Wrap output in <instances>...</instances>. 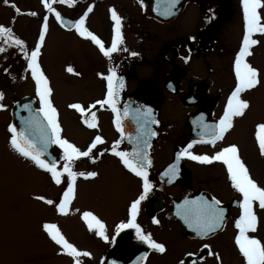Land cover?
<instances>
[{"label": "flooded vegetation", "instance_id": "1", "mask_svg": "<svg viewBox=\"0 0 264 264\" xmlns=\"http://www.w3.org/2000/svg\"><path fill=\"white\" fill-rule=\"evenodd\" d=\"M0 2L5 8H0V25L11 27L15 36L23 39L25 46L31 48L28 49L30 51L39 43L45 17L47 21L54 17L66 33L76 32L69 21L79 19L92 6L86 18V27L99 36L105 46H110L113 36L114 22L110 9L115 8L122 17L124 43L111 60L104 57L91 40L78 33L76 36L77 47L90 48V53L82 55V59L75 63V73H79L75 76L78 80L89 82L80 88L88 89L92 96L87 103L80 100L75 103L85 108L84 117L90 119L89 112H95L98 127L88 128L83 123L84 117L76 110L79 117L76 126L79 129L75 144L85 150L96 135L105 141L93 150L94 160L80 158L75 162L73 170L95 171L98 175L92 178L77 177L75 187L79 200L73 205L75 225L68 223L71 219L67 218L61 224H66V232L62 230L61 233L70 243L81 251L91 253L88 257H81L82 264H246L235 243L238 234L235 220L241 212L237 201L242 196L232 187L226 166L218 161L201 163L185 156L178 162L175 178L164 175L169 165L177 163L176 157L181 149L194 140L207 139L206 136L202 137L203 125L219 123L227 100L236 87L234 59L245 31L241 0H186L183 11L170 21L158 17L161 14L157 7L158 0H75L72 4L53 0V7L64 18L63 24L55 18L54 13L48 12L43 0ZM16 8L20 9L19 13ZM174 8H177V4ZM31 12L36 15L28 14ZM36 20L42 25L39 26ZM48 32L49 28L40 48L39 63L40 57L46 53ZM252 38L258 40V44L250 48L251 55L246 60L258 69L259 83L240 94L247 101L257 91L264 90V34L256 33ZM0 46L10 50L9 53H0V75L11 73V80L0 84V92L6 86V89L18 95L13 106L29 96L40 108L36 87H26L28 80L23 78L30 72L23 52L17 46L4 45L2 41ZM132 52L137 55L132 56ZM111 66L117 67L118 75L125 81L119 106L121 110L128 106L132 113L123 121L125 134L130 132L136 137L141 132L143 118L139 121L134 118L137 108H151L153 118L159 121L147 125L156 132L155 136L150 137V147L147 149L152 161L148 169L152 188L141 202L136 222L145 233H151L155 241L165 245L164 253L140 241L135 229L116 230L118 224L127 222L131 201L142 193V180L111 152L113 143L118 139L122 141L118 148L121 151L130 152L136 147L135 142L121 138L114 124L115 114L109 106L96 104L106 95V80L99 74L107 75ZM2 104L3 108H8V124L11 126L13 106L10 108L8 104ZM245 111L242 116L233 118V126L222 140L215 145L198 142L191 151L197 155H213L225 146L236 144L240 155L236 132ZM9 146L31 169L50 176L29 158L14 151L10 141ZM53 152L60 158L58 167H62V150L53 144ZM244 163L252 176L251 166ZM61 184L67 185L66 174ZM197 197L208 201L218 200V206L225 209L222 227L206 236L198 235L193 228L189 230L184 227L175 214V207L181 201ZM45 198L53 200V205L59 203L53 196ZM71 207L69 204V210ZM254 211L258 217L257 229L248 234L264 242V220L258 204H254ZM84 212H92L105 223L107 240L98 236L95 229H89L83 219ZM154 219L159 223H153ZM145 253L147 256H144ZM60 256L62 262L59 264H75L74 258L62 253L61 249Z\"/></svg>", "mask_w": 264, "mask_h": 264}, {"label": "snow or ice", "instance_id": "2", "mask_svg": "<svg viewBox=\"0 0 264 264\" xmlns=\"http://www.w3.org/2000/svg\"><path fill=\"white\" fill-rule=\"evenodd\" d=\"M4 2L7 4L8 0H4ZM59 2L72 4L75 0H59ZM43 3L48 12L54 13L55 18L61 24L65 22L61 13L53 7V0H43ZM177 3L178 0H158V11L163 15H171ZM241 5L245 31L242 45L234 59L236 87L227 100L219 123L203 125L202 137L206 136L207 139L194 140L186 148L181 149L176 157L177 163L169 165L164 175L175 178L178 174V162L181 157L185 156L193 161L206 164L214 161L222 162L226 166L232 187L242 196V199L237 201L241 212L238 219L235 220V228L238 229L235 243L245 258L246 264H264V242L248 234L249 232L256 231L258 225V217L254 211V204H258L259 208L264 209V187H261L250 175L249 169L239 155L238 145L230 144L216 151L213 155H197L191 151L193 145L198 142L215 145L217 141L222 140L224 134L232 128L233 118L242 116L244 111L249 107V101L242 99L240 94L247 89H252L259 83L258 69L248 63L246 57L251 55L250 48L258 44V40L252 38L253 35L256 33L264 34V16L261 14V10L264 9V0H241ZM91 11L92 6H89L79 19L74 22L69 21V23L72 24L81 37L91 40L103 56L111 60L112 55L120 51V46L124 43L122 17L117 13L115 8L110 9L111 20L114 22L113 36L110 46H105L104 41L86 27V18ZM16 12L19 13L20 9L16 8ZM28 14L36 15L35 12ZM47 27V17H45L43 28L39 34V43L29 54L25 48V41L15 36L11 27L0 25V41L4 45L17 46L23 52L27 60V70L30 71L31 77L35 82L36 93L40 103V108L36 110L37 114L25 120V128L18 131L14 125L10 126V144L21 156L29 158L37 167L49 173L55 184H61L62 177H65L66 174L67 188L63 192L62 199L59 200L58 204H55V207L59 213L67 214L69 204L75 195V181L77 177L92 178L98 175L95 171L84 172L73 170L75 162L80 158L94 160L92 156L93 150L97 148V145L103 144L105 141L100 135H96L87 148L81 150L75 143L62 137V128L58 121V110L53 106L50 99L52 94L50 82L38 61ZM5 51L6 48L0 46V53ZM131 55L136 56L137 53L132 52ZM67 71L73 72L74 69L69 66ZM75 74L79 75V73ZM99 75L106 80V95L103 100L96 101V104L109 106L112 113L115 114L114 124L116 129L121 133V138H127L136 144V147L130 152L121 151L118 148L122 141L118 139L113 143L111 152L120 158L123 165L130 172L142 180V193L131 201L128 208L129 218L127 222L118 224L116 230L119 232L121 229L126 228L135 229L140 241L148 244L150 248L164 253L166 250L165 245L155 241L151 233H145L136 222L141 202L145 200L146 195L152 188L148 171L152 161L147 149L150 147V137L155 136L156 132L152 131L147 125L150 122L159 123V121L153 118L151 108H137L135 109L134 118L138 121L140 118H143V123L140 126L141 132L136 137H133L130 132L125 134L123 121L132 114L128 106H125L123 110L119 106L120 93L125 87V81L123 77L118 75L116 66L109 67L107 75L103 73ZM3 95L0 92V100H2ZM3 107L4 105L0 103V108ZM25 107L27 108L28 105H25ZM69 107L78 110L82 117H84L86 110L81 104L73 103ZM39 114H42V118ZM89 115L90 119L84 117L83 123L90 129L97 128L98 123L95 112H89ZM257 128L256 137L259 149L261 154L264 155V123L258 124ZM52 144L57 145L62 150V167H58V162L55 158L51 161L44 158L48 153L49 146ZM36 198L48 205L54 204L53 200L45 199L43 196ZM219 203L218 200L213 199L212 201H208L203 197H197L194 200L185 199L182 205H177V215L182 216L188 227L193 228L198 235L206 236L210 232H215L217 228L223 225L225 209L219 207ZM83 219L87 222L89 229H95L98 236L103 237L105 240L108 239L105 223L92 212H84ZM153 223H159V221L154 219ZM42 227L51 240L60 246L62 253L74 258L75 264H82L81 257L91 255L90 252L81 251L74 244L70 243L55 223H44ZM204 247L207 248L208 245ZM209 254L212 255L211 252ZM144 256H147V253ZM217 259H219L218 254Z\"/></svg>", "mask_w": 264, "mask_h": 264}, {"label": "rangeland", "instance_id": "3", "mask_svg": "<svg viewBox=\"0 0 264 264\" xmlns=\"http://www.w3.org/2000/svg\"><path fill=\"white\" fill-rule=\"evenodd\" d=\"M1 5L0 8L5 10ZM261 14L264 16V9ZM36 21L39 26L44 23ZM47 25V49L40 57V65L50 82V99L58 110L61 134L75 143L79 117L76 109L70 108L69 105L77 100L87 103L92 94L88 89L80 88L89 82L76 78L74 66L82 59V55L90 53V48L77 47V32H64L54 17L47 21ZM4 47L9 53L10 50ZM25 48L30 54L28 49L31 48ZM15 55L19 58L18 52ZM69 66L74 69L73 72L67 71ZM23 78L28 80L26 87H36L30 72ZM10 80V72L0 75L1 85ZM4 87V95L0 101L11 108L18 95ZM7 111V107L0 108V264H59L62 262L59 246L46 234L42 225L55 223L61 232H66V224H61L67 218L71 219L68 223L74 226L73 205L79 200L78 189L75 187V195L70 202L72 207L67 214L59 213L55 205H48L36 198L53 196L54 200H60L67 185L55 184L51 176L31 169L12 152L9 146L11 133ZM260 123H264V90L257 91L249 99V107L236 132L242 160L251 166L254 180L264 187V155L260 152L256 137L257 125ZM261 213L264 220V209H261Z\"/></svg>", "mask_w": 264, "mask_h": 264}, {"label": "water", "instance_id": "4", "mask_svg": "<svg viewBox=\"0 0 264 264\" xmlns=\"http://www.w3.org/2000/svg\"><path fill=\"white\" fill-rule=\"evenodd\" d=\"M185 1L186 0H182L179 4L177 10L173 11L171 15L160 14V15H158V17L163 19V20L164 19L170 20V19L178 16L184 9ZM25 105H28V107L26 108ZM36 110H37V108H35L34 101L29 97H25L20 102H18L12 109V126L14 125L18 131L25 128L26 127L25 120L32 117L33 115H36L37 114ZM39 115L42 118V114H39ZM52 146H53V144L49 146L48 153L45 155L44 158L49 160V161H51L53 158H55L58 162L57 156H55L52 153ZM183 202L184 201H182L179 205H182ZM175 213L177 214V206L175 208ZM178 217L180 218L183 225L188 228V225L185 222V220L183 219V217L182 216H178Z\"/></svg>", "mask_w": 264, "mask_h": 264}]
</instances>
